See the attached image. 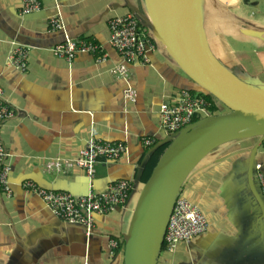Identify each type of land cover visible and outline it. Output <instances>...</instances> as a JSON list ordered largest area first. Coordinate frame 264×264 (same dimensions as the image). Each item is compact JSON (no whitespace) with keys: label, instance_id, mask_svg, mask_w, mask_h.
<instances>
[{"label":"crops","instance_id":"obj_1","mask_svg":"<svg viewBox=\"0 0 264 264\" xmlns=\"http://www.w3.org/2000/svg\"><path fill=\"white\" fill-rule=\"evenodd\" d=\"M41 2L40 11L24 14L22 0H0V86L15 114L1 129L13 192L8 198L0 189V264H124L123 252L110 256V240L123 243L132 201L128 210L96 215L94 234L87 237L84 227L63 222L23 185L31 181L85 196L127 180L136 193L154 148L169 138L161 125L162 106L175 103L183 90L197 94L198 87L160 44L147 61L130 63L111 46L110 21L137 15L134 8L143 9L144 0ZM203 18L215 56L241 79L264 86V41L244 33L264 32V0H203ZM54 19L63 27L52 30ZM66 37L94 41L107 57L98 62L80 54L72 64L55 57L52 48ZM15 42L30 49L25 72L8 64ZM119 64L128 68L127 77L111 72ZM129 90L134 101L126 97ZM92 128L101 140L124 143L127 153L100 163L93 180L78 168L47 169L54 158L77 156ZM257 143L255 138L226 144L194 170L182 196L201 208L209 228L174 255L162 251L158 264H264V215L248 180ZM258 163L264 173L263 146Z\"/></svg>","mask_w":264,"mask_h":264},{"label":"water","instance_id":"obj_2","mask_svg":"<svg viewBox=\"0 0 264 264\" xmlns=\"http://www.w3.org/2000/svg\"><path fill=\"white\" fill-rule=\"evenodd\" d=\"M134 11L196 84L197 91L213 95L229 111L208 114L169 136L165 144L170 146L140 191L123 236V261L158 264L170 219L188 178L208 155L226 144L258 139L250 156L248 180L264 215V199L255 182L256 155L264 145V86L241 79L215 56L204 27L203 0H144V8L135 7ZM244 33L264 41V32Z\"/></svg>","mask_w":264,"mask_h":264},{"label":"built area","instance_id":"obj_3","mask_svg":"<svg viewBox=\"0 0 264 264\" xmlns=\"http://www.w3.org/2000/svg\"><path fill=\"white\" fill-rule=\"evenodd\" d=\"M41 0H22V12L31 14L40 11ZM52 30L62 28L60 20L54 19ZM110 44L125 62L135 59L148 60V53L158 50L159 42L142 29V23L137 15L128 14L112 19L109 23ZM55 57L67 60L70 64L80 54H92L102 62L107 57L104 48L94 41L81 38L66 37L63 43L52 48ZM30 49L27 46L13 43L8 57V64L25 72L28 69ZM111 72L116 76L127 77L129 70L124 64L115 66ZM126 97L134 101L135 93L129 90ZM211 104L200 94L183 90L177 96L175 103L163 105L160 110L162 129L172 136L185 127L196 122V117L209 113ZM13 107L5 100L4 90L0 86V189L12 198V186L9 175L11 167L7 165V149L1 136V129L5 123L14 118ZM147 145H154V141L146 140ZM264 147V145H263ZM127 146L122 142H108L101 140L92 128L86 145L73 158H54L47 164L49 171L62 172L64 169L78 168L93 180L96 177L97 166L102 162L120 160L127 153ZM256 182L264 199V173L263 164L255 165ZM25 192L39 196L50 208L53 214L63 222L82 226L87 237L94 234L95 216H109L118 209L128 210L135 193L134 184L121 180L112 184L106 191H91L88 195L77 196L63 191H50L28 181L23 185ZM209 228V222L201 208L182 195L176 202L164 240V252L174 255L179 246L191 241ZM122 242V241H121ZM119 239L110 240V256L115 258L122 249Z\"/></svg>","mask_w":264,"mask_h":264},{"label":"trees","instance_id":"obj_4","mask_svg":"<svg viewBox=\"0 0 264 264\" xmlns=\"http://www.w3.org/2000/svg\"><path fill=\"white\" fill-rule=\"evenodd\" d=\"M142 29L144 31L147 30L146 27H144L143 25H142ZM200 95L205 97V100H207L211 104V108L209 109V114H212V115L218 114L220 108L218 107L217 104H219V101L213 95H210V94H200ZM199 119H200L199 117H196V121ZM169 146H170V143L164 144L154 151V153L152 154V156L146 163L144 170L142 172V175L140 177L141 184L144 185L150 179L158 162L160 161V159L162 158L163 154L165 153V151L168 149ZM124 247H125V243L123 241L121 252L124 251ZM162 251H164V248L162 249Z\"/></svg>","mask_w":264,"mask_h":264},{"label":"rangeland","instance_id":"obj_5","mask_svg":"<svg viewBox=\"0 0 264 264\" xmlns=\"http://www.w3.org/2000/svg\"><path fill=\"white\" fill-rule=\"evenodd\" d=\"M147 29V28H146ZM146 32L147 33H149L150 34V36H153V34H152V32L149 30V29H147L146 30ZM153 38H154V36H153ZM197 94H201V93H197ZM218 105V107L220 108V110H219V112H218V114H224V113H227V112H229L228 111V109L222 104V103H220L219 102V104H217ZM223 110V111H222ZM204 118L205 117V114H203L201 117H200V119L201 118ZM142 188H143V184H140L139 186H138V188H137V192L135 193V195H134V197H133V199H132V208H131V211L129 212V221H130V223H131V219H132V216H133V212H134V210H135V207H136V204L138 203V200H139V195H140V191L142 190ZM129 224H128V222H127V228H126V230H125V232L126 231H128V229H129V226H128Z\"/></svg>","mask_w":264,"mask_h":264}]
</instances>
